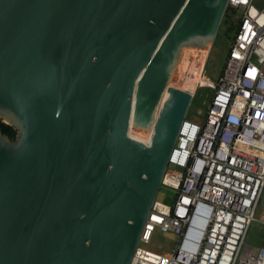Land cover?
<instances>
[{
  "label": "water",
  "instance_id": "1",
  "mask_svg": "<svg viewBox=\"0 0 264 264\" xmlns=\"http://www.w3.org/2000/svg\"><path fill=\"white\" fill-rule=\"evenodd\" d=\"M228 2L0 0V264H131L195 91L166 88L149 148L127 100Z\"/></svg>",
  "mask_w": 264,
  "mask_h": 264
},
{
  "label": "built area",
  "instance_id": "2",
  "mask_svg": "<svg viewBox=\"0 0 264 264\" xmlns=\"http://www.w3.org/2000/svg\"><path fill=\"white\" fill-rule=\"evenodd\" d=\"M228 1L241 16L223 70L204 120L180 125L161 183L175 199L154 201L131 264H264L245 243L264 202V7ZM155 230L175 237L167 256L141 246Z\"/></svg>",
  "mask_w": 264,
  "mask_h": 264
},
{
  "label": "bare ground",
  "instance_id": "3",
  "mask_svg": "<svg viewBox=\"0 0 264 264\" xmlns=\"http://www.w3.org/2000/svg\"><path fill=\"white\" fill-rule=\"evenodd\" d=\"M175 36L178 45L174 57L165 65L154 55L139 72L126 103L124 139L143 147L151 145L167 99L166 88L189 93L196 90L213 40L212 35L189 31ZM153 85L157 87L152 89Z\"/></svg>",
  "mask_w": 264,
  "mask_h": 264
},
{
  "label": "rangeland",
  "instance_id": "4",
  "mask_svg": "<svg viewBox=\"0 0 264 264\" xmlns=\"http://www.w3.org/2000/svg\"><path fill=\"white\" fill-rule=\"evenodd\" d=\"M252 5L255 9L261 10L264 7V0H254ZM240 16V10L234 11V13L227 12V15H224L225 18L223 17L222 22L224 20L225 21L223 24L221 23L211 45L202 75L187 112V120L194 122H201L204 120L213 91L211 88L198 86L203 84H209L211 86L212 83L217 84L218 78L223 70L231 42L234 38V32ZM225 22L227 25H225ZM155 199L162 204L172 206L175 199V193L173 190L165 189L161 186ZM174 243L175 237L172 234L162 233L159 230H155L151 234L148 243L141 244V246L147 250L158 252L167 256L173 249ZM245 243L250 245L252 249L264 246V202L263 204L259 203L255 211L254 221L250 225Z\"/></svg>",
  "mask_w": 264,
  "mask_h": 264
},
{
  "label": "trees",
  "instance_id": "5",
  "mask_svg": "<svg viewBox=\"0 0 264 264\" xmlns=\"http://www.w3.org/2000/svg\"><path fill=\"white\" fill-rule=\"evenodd\" d=\"M234 11L235 10L233 8H227V10L225 12V16L227 15V12L234 13ZM224 21L222 22V24L224 23ZM225 25H227L226 22H225ZM0 127H1V130H2L3 134L7 135L10 139H14L15 138L16 133L11 127H9L7 125H4V124H0Z\"/></svg>",
  "mask_w": 264,
  "mask_h": 264
},
{
  "label": "clouds",
  "instance_id": "6",
  "mask_svg": "<svg viewBox=\"0 0 264 264\" xmlns=\"http://www.w3.org/2000/svg\"><path fill=\"white\" fill-rule=\"evenodd\" d=\"M228 8H230V7H228ZM206 79V78H205ZM208 81V80H207ZM212 83V82H211ZM213 84V83H212ZM214 85V84H213ZM202 86V85H201ZM204 86H205V84H204ZM198 87H200V85L198 86ZM203 87V86H202ZM205 87H207V86H205ZM209 88V87H208ZM213 91V90H212ZM185 117H187V115L185 116ZM156 200V199H155Z\"/></svg>",
  "mask_w": 264,
  "mask_h": 264
}]
</instances>
